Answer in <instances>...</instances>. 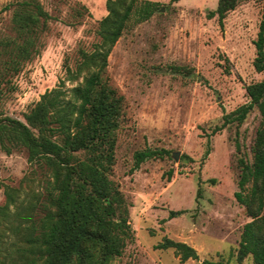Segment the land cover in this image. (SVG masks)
Returning <instances> with one entry per match:
<instances>
[{
	"label": "rangeland",
	"instance_id": "obj_1",
	"mask_svg": "<svg viewBox=\"0 0 264 264\" xmlns=\"http://www.w3.org/2000/svg\"><path fill=\"white\" fill-rule=\"evenodd\" d=\"M22 1L0 0V63L17 40L12 15ZM37 1L50 16L40 32V52L19 72L0 76V117L24 120L41 94L53 88L68 95L76 81L66 79L67 60L73 66L78 48L91 47L97 23L107 14L106 0ZM143 1L134 7L104 73L124 97L112 178L130 203L132 229L111 264L204 259L253 264L250 255L237 257L241 229L250 218L234 192L239 158L252 159L260 114L254 107L240 124L231 118L249 102L246 85L264 77L253 66L264 0L239 2L223 26L217 16L207 17L218 0H150L158 3L156 9L141 20ZM145 148L153 156L131 172L134 152ZM42 173L25 151L0 150V206L6 185L22 184V193L29 188L43 196ZM163 237L189 244L199 258L182 262L172 248H155Z\"/></svg>",
	"mask_w": 264,
	"mask_h": 264
},
{
	"label": "trees",
	"instance_id": "obj_2",
	"mask_svg": "<svg viewBox=\"0 0 264 264\" xmlns=\"http://www.w3.org/2000/svg\"><path fill=\"white\" fill-rule=\"evenodd\" d=\"M241 1L245 0H218L207 17L217 16L223 26L227 13ZM137 2L106 0L107 14L97 23L96 40L90 48H78L73 66L67 60L66 79L76 81L68 95L62 88H53L41 94L24 120L0 117V150L25 151L28 162L45 173L43 196L28 192L29 188L22 193V184L4 188L0 264H111L131 240L130 203L112 178L124 97L104 73L108 55ZM157 4L144 0L141 20L151 16ZM49 18L37 0H24L14 8L17 40L11 42V50L3 49L1 78L19 72L23 62L39 54L40 32ZM254 46V69L264 72V1ZM245 90L249 102L238 107L231 119L240 124L256 107L260 123L251 145L252 159L239 158L234 197L250 220L242 226L237 257L250 255L253 264H264V77ZM153 154L147 148L135 151L131 172ZM155 248H172L182 262L199 258L189 244L167 237ZM201 264L223 263L204 259Z\"/></svg>",
	"mask_w": 264,
	"mask_h": 264
},
{
	"label": "water",
	"instance_id": "obj_3",
	"mask_svg": "<svg viewBox=\"0 0 264 264\" xmlns=\"http://www.w3.org/2000/svg\"><path fill=\"white\" fill-rule=\"evenodd\" d=\"M173 156H174L175 159H177L178 158V153H174Z\"/></svg>",
	"mask_w": 264,
	"mask_h": 264
}]
</instances>
